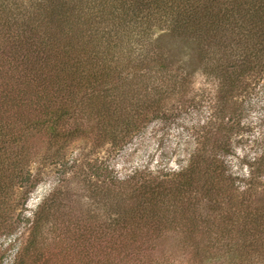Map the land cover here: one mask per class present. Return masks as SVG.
<instances>
[{
    "label": "trees",
    "instance_id": "16d2710c",
    "mask_svg": "<svg viewBox=\"0 0 264 264\" xmlns=\"http://www.w3.org/2000/svg\"><path fill=\"white\" fill-rule=\"evenodd\" d=\"M197 72L217 79L214 113L205 122L211 117L217 126L211 144L205 134L182 170L134 173L121 187L105 167L90 188L100 195L129 187L125 202L104 234L102 226L87 227L65 241L79 247L81 264H112L122 238L137 242L142 231L157 237L180 228L175 215L190 212L201 194L219 220L212 247L230 264H264V210L219 213L224 192L234 186L224 161L238 123L230 102L251 74L264 72V0H0V235L12 230L2 220L3 193L39 183L30 172L21 174L29 143L42 139L58 156L56 166L76 140L122 147L162 118ZM45 204L34 212L13 264L44 263L41 238L50 226L56 234L60 220L52 221ZM99 239L106 243L96 252ZM138 244L134 254L148 252Z\"/></svg>",
    "mask_w": 264,
    "mask_h": 264
},
{
    "label": "rangeland",
    "instance_id": "374dc122",
    "mask_svg": "<svg viewBox=\"0 0 264 264\" xmlns=\"http://www.w3.org/2000/svg\"><path fill=\"white\" fill-rule=\"evenodd\" d=\"M246 82L230 102L237 111L238 123L234 124L235 129L228 139L231 151L224 161L234 186L227 194L224 192L227 197L221 200L220 214L240 208L264 210V72H254ZM216 89L217 79L197 72L185 95L169 101L163 117L144 125L124 146L95 148L89 140H76L60 154V166L52 164L56 155L46 150L42 139L29 143L24 149L27 155L21 174L30 172L39 178V183L20 189L15 187L14 192L7 189L4 197L1 196L6 208L2 220L5 225L12 224V230L2 231L0 235V264L15 262L27 240L34 212L42 203H46L45 209L52 206V221L55 216L60 219L57 233L53 234L50 226L41 238L43 264H81L78 262L79 247L65 239L93 226H102L100 233L104 234L116 217L118 205L125 202L129 189L124 186L119 193V188L111 187L113 192L107 190L96 195L99 192L90 188L96 183L95 179L101 180V173L104 174L107 167L110 173L106 174L121 187L118 182L128 180L134 173L164 175L185 168L199 148L203 135H208L209 144L213 140L217 126L211 117L209 124L205 122L209 121L208 115L214 113ZM11 149L6 153L10 159ZM106 181L109 186V180ZM205 200L199 194L190 212L175 215L183 221L178 229L169 227L157 237L152 233L144 235L146 232L142 231L139 237L142 240L137 237V242L122 238L121 253L109 256L112 264H230L226 255L212 247L219 220L216 208ZM125 206H130V202ZM124 211L129 210L125 208ZM104 240L99 239L96 252L104 250ZM138 242L148 252L134 254ZM84 248L81 253L86 252ZM37 264L42 262L39 260Z\"/></svg>",
    "mask_w": 264,
    "mask_h": 264
}]
</instances>
